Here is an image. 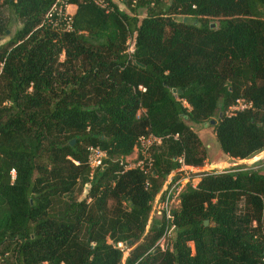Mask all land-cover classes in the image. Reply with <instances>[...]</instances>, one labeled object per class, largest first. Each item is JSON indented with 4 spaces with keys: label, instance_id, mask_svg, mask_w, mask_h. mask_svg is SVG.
<instances>
[{
    "label": "trees",
    "instance_id": "1",
    "mask_svg": "<svg viewBox=\"0 0 264 264\" xmlns=\"http://www.w3.org/2000/svg\"><path fill=\"white\" fill-rule=\"evenodd\" d=\"M105 1L66 0L71 30L57 32L42 24L52 0H0V38L17 21L0 43V259L257 264L260 168L212 169L186 183L171 210V250L156 245L163 217L148 218L178 157L205 162L192 124L215 117L228 157L264 149V0H122L127 11ZM236 98L250 106L228 114ZM147 133L162 137L148 148V172L123 168ZM88 145L106 154L94 169Z\"/></svg>",
    "mask_w": 264,
    "mask_h": 264
},
{
    "label": "built area",
    "instance_id": "2",
    "mask_svg": "<svg viewBox=\"0 0 264 264\" xmlns=\"http://www.w3.org/2000/svg\"><path fill=\"white\" fill-rule=\"evenodd\" d=\"M91 1L101 8L107 7L105 0H87ZM69 4L66 0H52L49 8L45 11L42 19V24L52 27L57 32H68L71 30V12L68 10ZM132 44L129 43L126 52L132 51ZM139 90H143L141 85H138ZM184 106L187 104L182 101ZM250 106L249 102H246L242 98H236L234 102L227 108V113H232L236 110H242ZM188 107V106H187ZM167 136V135H166ZM173 138L176 134L172 135ZM162 137L156 136L152 133H147L138 136L137 147L133 151V156L129 159L126 156L123 159V168H138L143 173H147L151 166V157L148 152V148L153 144L160 143ZM87 163L91 169H94L101 165L102 160L105 158V151L97 146L88 145L86 147ZM131 154V155H132ZM130 155V156H131ZM179 166L167 175L160 191L156 194L151 203V209L149 212L148 222L151 219L157 217H163L164 225L163 232L160 238L157 240L156 245L160 251L171 250L173 240V216L171 210L178 205L179 193L186 183L195 187L200 173L203 171H209L204 168L195 166H189L183 163L181 157L177 158ZM205 165V164H204ZM122 250L123 256L126 254L127 249L122 242H117L115 245ZM257 264H264V255L260 258Z\"/></svg>",
    "mask_w": 264,
    "mask_h": 264
},
{
    "label": "rangeland",
    "instance_id": "3",
    "mask_svg": "<svg viewBox=\"0 0 264 264\" xmlns=\"http://www.w3.org/2000/svg\"><path fill=\"white\" fill-rule=\"evenodd\" d=\"M114 3L117 4L118 8L121 10L127 11L125 6L122 3V0H113ZM70 11V8H68ZM143 12L141 11L138 15V18L141 17ZM214 22V21H213ZM17 25V21H12L10 26L7 28L8 32L4 36H1L0 43L6 41L8 36L11 35L15 26ZM215 121V117L212 118ZM192 130L197 134L198 138L201 141L203 148L205 149V162L199 168H204L206 170H224L230 166L243 164L244 166H249L253 168H260L261 172L264 173V149L257 153L256 155L252 156L248 159H234L228 157L227 155L223 154L218 147L216 137L212 132V125L208 124V122H201L191 125ZM133 154L128 158L131 159ZM76 197H79L78 194H75ZM263 221H264V210H263ZM0 264H11V258H1Z\"/></svg>",
    "mask_w": 264,
    "mask_h": 264
},
{
    "label": "crops",
    "instance_id": "4",
    "mask_svg": "<svg viewBox=\"0 0 264 264\" xmlns=\"http://www.w3.org/2000/svg\"><path fill=\"white\" fill-rule=\"evenodd\" d=\"M69 8H70V12L72 13L74 10V5L73 4H69Z\"/></svg>",
    "mask_w": 264,
    "mask_h": 264
},
{
    "label": "water",
    "instance_id": "5",
    "mask_svg": "<svg viewBox=\"0 0 264 264\" xmlns=\"http://www.w3.org/2000/svg\"><path fill=\"white\" fill-rule=\"evenodd\" d=\"M6 33H7V30H6ZM172 90V92H174V89H171ZM178 92H179V90H178ZM213 123V120H210L209 121V124H212Z\"/></svg>",
    "mask_w": 264,
    "mask_h": 264
}]
</instances>
